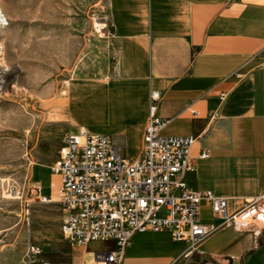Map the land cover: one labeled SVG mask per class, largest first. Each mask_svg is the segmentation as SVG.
<instances>
[{"label": "crops", "instance_id": "0c3cea01", "mask_svg": "<svg viewBox=\"0 0 264 264\" xmlns=\"http://www.w3.org/2000/svg\"><path fill=\"white\" fill-rule=\"evenodd\" d=\"M106 7L114 63L103 77L68 83L60 110L49 113L60 123L58 147L85 128L107 135L125 157L139 156L154 89L157 115L169 120L160 133L195 138L183 176L190 189L231 198L235 207L264 194V0H106ZM56 151L30 166L28 191L39 201L49 197L34 180L36 169H50ZM200 218L217 222L205 203ZM108 241L109 249L94 250L96 241L79 246L64 238L51 264H98L93 254L113 249ZM185 248L166 230L135 232L123 264H219L228 257L264 264V229L256 238L223 227L202 242L203 255L183 257Z\"/></svg>", "mask_w": 264, "mask_h": 264}, {"label": "rangeland", "instance_id": "374dc122", "mask_svg": "<svg viewBox=\"0 0 264 264\" xmlns=\"http://www.w3.org/2000/svg\"><path fill=\"white\" fill-rule=\"evenodd\" d=\"M115 49L106 0H0V264H51L64 250L58 178L36 169L34 180L52 202L44 203L28 191L29 169L59 145L60 123L49 113L60 110L68 83L105 76ZM30 245L36 254L28 252ZM111 245L100 240L91 249Z\"/></svg>", "mask_w": 264, "mask_h": 264}, {"label": "built area", "instance_id": "2783aa9c", "mask_svg": "<svg viewBox=\"0 0 264 264\" xmlns=\"http://www.w3.org/2000/svg\"><path fill=\"white\" fill-rule=\"evenodd\" d=\"M159 99V92L151 89L139 156L127 158L107 135L79 128L63 136L49 166L60 178L57 203L62 236L79 246L114 241L113 249L94 252L98 264H123L135 232L166 230L173 240L186 243L182 256L190 257L203 255L202 242L220 228L247 231L256 238L264 229V194L245 198L235 207L231 198L186 185L183 176L192 168L195 138L160 133L169 120L157 115ZM40 201L51 202L46 197ZM202 203L216 223L201 220ZM161 209L165 214L158 216ZM37 250L30 245L28 252L34 255Z\"/></svg>", "mask_w": 264, "mask_h": 264}, {"label": "bare ground", "instance_id": "6f19581e", "mask_svg": "<svg viewBox=\"0 0 264 264\" xmlns=\"http://www.w3.org/2000/svg\"><path fill=\"white\" fill-rule=\"evenodd\" d=\"M102 25H103L102 23H96V24H95V26H96V27H99V28H100Z\"/></svg>", "mask_w": 264, "mask_h": 264}, {"label": "water", "instance_id": "95a60500", "mask_svg": "<svg viewBox=\"0 0 264 264\" xmlns=\"http://www.w3.org/2000/svg\"><path fill=\"white\" fill-rule=\"evenodd\" d=\"M31 195H35V192H32Z\"/></svg>", "mask_w": 264, "mask_h": 264}]
</instances>
